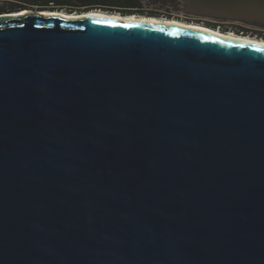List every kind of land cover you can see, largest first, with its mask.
Listing matches in <instances>:
<instances>
[{"label":"water","instance_id":"water-1","mask_svg":"<svg viewBox=\"0 0 264 264\" xmlns=\"http://www.w3.org/2000/svg\"><path fill=\"white\" fill-rule=\"evenodd\" d=\"M60 12L0 14V264H264V47Z\"/></svg>","mask_w":264,"mask_h":264},{"label":"rangeland","instance_id":"rangeland-1","mask_svg":"<svg viewBox=\"0 0 264 264\" xmlns=\"http://www.w3.org/2000/svg\"><path fill=\"white\" fill-rule=\"evenodd\" d=\"M54 0H0V7L12 5L31 4L43 5L45 3L55 4ZM63 6L69 7L73 12H84L86 10H103L110 13L131 12L137 15L152 16L158 18L176 19L204 26L211 25V29L221 32L246 35L256 39H264V26L248 24L243 22L225 21L190 15L184 13V4L180 0H58ZM26 10H38L23 7Z\"/></svg>","mask_w":264,"mask_h":264},{"label":"bare ground","instance_id":"bare-ground-1","mask_svg":"<svg viewBox=\"0 0 264 264\" xmlns=\"http://www.w3.org/2000/svg\"><path fill=\"white\" fill-rule=\"evenodd\" d=\"M23 10H26V9H23ZM18 12H20V11H18ZM30 12H32V11H30ZM30 12L22 11V12L17 13V14H9V15L5 14L4 16H6V17H19V16L25 15V14L30 13ZM79 14H81V16ZM43 15H60L61 17L66 18V19H75L78 17H100V18L113 19V20H118V21H135V22L161 24V25H166V26L178 25V26H182V27L195 29L198 31H203V32H206L210 35H214V36H217V37H220L223 39H231V40H235V41H239V42H244V43H249L252 45L264 47V39H256V38H252V37H249L246 35L221 32V31L216 30V29L208 28L204 25L202 26L200 24L185 22V21L176 20V19L149 17V16H143V15H119V14H114V13L113 14L107 13V12L102 11V10H90V11L82 12V13H78V12L75 13L74 12L72 14H67V13H63V12H60L59 14L44 13Z\"/></svg>","mask_w":264,"mask_h":264},{"label":"flooded vegetation","instance_id":"flooded-vegetation-1","mask_svg":"<svg viewBox=\"0 0 264 264\" xmlns=\"http://www.w3.org/2000/svg\"><path fill=\"white\" fill-rule=\"evenodd\" d=\"M54 1H55V4L45 3L43 5H34V3H31V4H25V5H23V4H20V5H12L10 7H0V14H4V13L17 14V13H20L22 11H28V12H30V10H23L22 8L23 7L34 8V6L38 10H40V9H46V10H61V12H63V13L73 12L71 8L66 7V6H63L62 1H58V0H54ZM20 10H22V11H20ZM93 10H98V9H93ZM18 11H20V12H18ZM87 11H90V10H86L84 12H87ZM105 12H107V11H105ZM107 13H110V12H107ZM111 14H113V13H111ZM114 14H118V13H114ZM119 15H137V14L131 13L129 11V12H121ZM143 16H145V15H143ZM149 17H152V16H149ZM166 19H169V18H166ZM206 27H211V25H208Z\"/></svg>","mask_w":264,"mask_h":264}]
</instances>
